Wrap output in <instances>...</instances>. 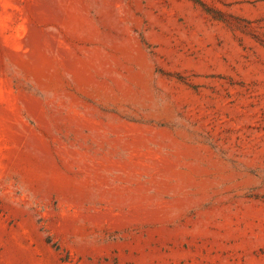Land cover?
Returning <instances> with one entry per match:
<instances>
[{
	"label": "rangeland",
	"instance_id": "1",
	"mask_svg": "<svg viewBox=\"0 0 264 264\" xmlns=\"http://www.w3.org/2000/svg\"><path fill=\"white\" fill-rule=\"evenodd\" d=\"M0 264H264V0H0Z\"/></svg>",
	"mask_w": 264,
	"mask_h": 264
}]
</instances>
